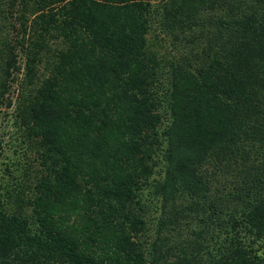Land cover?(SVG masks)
<instances>
[{
	"label": "trees",
	"instance_id": "16d2710c",
	"mask_svg": "<svg viewBox=\"0 0 264 264\" xmlns=\"http://www.w3.org/2000/svg\"><path fill=\"white\" fill-rule=\"evenodd\" d=\"M10 82L0 264H264V0H0Z\"/></svg>",
	"mask_w": 264,
	"mask_h": 264
},
{
	"label": "rangeland",
	"instance_id": "374dc122",
	"mask_svg": "<svg viewBox=\"0 0 264 264\" xmlns=\"http://www.w3.org/2000/svg\"><path fill=\"white\" fill-rule=\"evenodd\" d=\"M18 60L22 63L21 57ZM9 84L6 93L9 103L3 104L0 112V201H13L18 189L25 190V185H32L39 167L37 152L25 138L15 115L16 84ZM221 176L219 177L222 183Z\"/></svg>",
	"mask_w": 264,
	"mask_h": 264
}]
</instances>
